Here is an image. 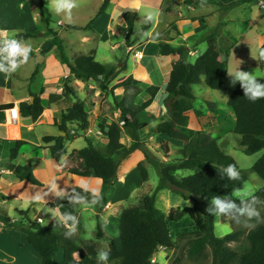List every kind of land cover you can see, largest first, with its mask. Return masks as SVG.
<instances>
[{"label":"trees","instance_id":"obj_1","mask_svg":"<svg viewBox=\"0 0 264 264\" xmlns=\"http://www.w3.org/2000/svg\"><path fill=\"white\" fill-rule=\"evenodd\" d=\"M192 0H188L190 4ZM251 0H239L228 7L236 6L238 3H249ZM109 0H104L94 18L84 28L67 25L69 29L89 30L90 25L101 16ZM176 0H164L163 13H170ZM201 4V0L196 1L195 5ZM125 28L123 32L132 33L134 23L137 19L135 13H126ZM48 22V19H47ZM152 22L145 23L143 31L149 29ZM53 36L50 46L57 45V35L50 32ZM31 35H18L17 38H30ZM160 36L152 39H159ZM207 44L206 51L200 55L193 63L187 61V52L183 47L173 48L169 44H159V54L167 56L177 54L179 60L172 65L169 79L165 87V98L163 106L167 113V120L158 123L154 128L150 127L149 135H164L173 141L182 143V147L177 149V154L181 160L175 163L163 162L152 158L147 150L142 149L139 131L148 128L146 123L137 120L140 112L146 110L153 102L159 92L158 87H148L145 90L147 100L139 107H134L126 103L125 100L115 102L119 112L120 123L125 125L131 135L132 143L125 147L120 142L121 127L120 123L111 122L108 126H99V133L107 140L103 151L93 146L90 140L86 139V146L80 150L73 151L69 159L74 162L73 167L67 168V172L81 177L93 178L101 181L102 200L94 205L97 209L96 219L99 220L102 209L107 205L106 194L117 179L119 164L126 159L132 152L140 151L145 160L154 163L158 167V183L151 195H144L138 205L124 208L120 211L118 218L119 226V245L114 240L105 237L100 223L96 225V238H106L108 250H110L109 261L120 260V264H152L151 260L158 249L178 251L183 249L190 260H200L207 258L210 253L209 264H264V223L258 224L249 230L245 236L247 245L241 251H234L228 246L230 243L239 241L242 232L233 231L223 237L214 235V217L209 216L205 209L204 202L210 201L214 196L230 197L234 192L240 191L247 181V175L241 170L234 159L225 154L219 148L217 140L209 138L203 134H196L194 137L185 135L179 128H186L188 124L187 113L194 111L192 102L195 97L191 92V87L202 82L210 90L222 92L225 90L227 79L228 53L224 55L217 46L216 35L210 34L205 37ZM57 47V46H56ZM62 55V49L57 47ZM49 49L42 52L45 53ZM264 50V46L261 47ZM62 63L69 69V77L63 84V97L76 100L68 107L61 117L60 124L56 125L59 133L65 136L43 137L42 142L46 145L50 159L60 163L65 156L66 150L64 143L66 140L73 139L69 136L68 126L75 125L78 132H85L89 127L88 114L84 109V104L77 100V94L70 87L71 78L82 82L93 81L100 89H106L104 83L114 79L115 69L113 66L103 65L94 60L93 55L81 56L76 58L72 64L62 55ZM264 68V65H261ZM36 75H31V80ZM264 83V79H257ZM128 84H138L132 79L126 81ZM103 85V87H102ZM115 88V87H114ZM113 88V89H114ZM234 117V127L232 134L240 137V147L246 156L261 153V156L252 165L251 170L258 178L264 182V99L256 102L249 101L243 94L240 84L236 86L227 100ZM13 104L0 106V124L4 122V111L13 108ZM21 117H30L36 121L43 108L40 100L33 95L31 103L22 102L19 104ZM148 118H153L147 114ZM9 143L1 141L0 144ZM6 168L12 172L13 180L16 182L26 181L33 186H41V183L33 176L30 164L16 165L12 163L16 160L18 151L25 145L24 141H11ZM118 152H121L117 156ZM118 158H117V157ZM234 164L240 172L239 180H229L227 176L221 177L220 169ZM137 171L143 182L148 181V171L142 163L137 164ZM178 171H189L190 175L175 179ZM74 190V191H73ZM169 190L173 194L181 196L185 201L192 200V207L183 209H172L164 215L155 207L154 196L157 192ZM76 194L88 196L80 188H72L68 194L63 195V199L57 197L54 201L47 204V208L60 212H70L76 216V209L79 205H72L68 198ZM264 200V186L255 194ZM247 201V200H246ZM250 202V201H248ZM239 206L241 201H235ZM264 212V210H262ZM22 217L26 213L19 212ZM184 216H188L195 224V231L180 235L175 241L170 236L169 225L177 222ZM26 225H22L19 232L25 235L26 243L35 250L41 259V264H52L53 256L59 251L62 252V264H97V249L95 245H78L70 238H66L64 233L67 229L54 222L50 225L41 226L37 222L27 220ZM0 225L4 229L16 228L15 222L0 213ZM79 254V260L73 258L74 254Z\"/></svg>","mask_w":264,"mask_h":264},{"label":"rangeland","instance_id":"obj_2","mask_svg":"<svg viewBox=\"0 0 264 264\" xmlns=\"http://www.w3.org/2000/svg\"><path fill=\"white\" fill-rule=\"evenodd\" d=\"M176 1L178 7V8L176 7V9H178L176 15L177 17L179 16L184 17L186 6H184L183 4L185 1L184 0H176ZM102 2L103 0H77L78 6L72 10L71 20L66 19L63 13L57 15L51 9L50 0H30L29 1L30 5L27 3L28 14L26 15V18L24 17L25 19L23 23L24 32H30L31 30L33 31V29H38V31L29 34L31 35V38H33V40L24 39V41L30 43L32 48H34V46L37 43L44 46L46 44L51 43L52 37L48 36L47 30H44V28H48L49 30L53 31L58 37L57 45L50 47V49L52 48L50 51L48 50L46 53H43V57H47L48 62L39 65V69L41 72H44L45 74L58 72V69L62 65L60 64L62 62V55L68 61L69 64H72V61L74 59L81 57L83 54L87 52V48L90 45L89 43H87L88 41H95V42L97 41V36L91 35L90 31L81 33L77 30H68L67 28L61 27L64 24H62L61 26H57L56 23L57 21L60 20L62 22L73 24L79 27L85 26L89 21V19L93 17V14L96 11H98L97 9L100 8ZM159 2L160 0H124L123 3L125 6L139 4L140 7L139 13L142 16H146L148 12H153L156 14L159 12V4H158ZM222 2L224 3V6H222L223 11L212 13V15L207 20V25L206 22H203V25L201 28L198 29V32L205 33L206 31L211 30L212 34L216 35V38H218L217 42L220 47V50L224 52V55L228 53V64H227L228 82L226 84L224 93L210 90L208 87L205 86L203 82L199 85H195L191 87V92L195 97L194 101L192 102V107L195 110L194 115L197 118V120L202 122L204 126V130L202 131L200 130L198 132L192 131V134L186 131L185 132L186 134L185 133L184 134L189 135L190 137H194L196 134H203L209 138L217 139V144L221 149V151L231 156L236 162L237 166L241 170L245 171L247 175V181L244 183L240 191L234 192L229 197L230 199H235V201H241L240 199H237L238 196L241 195L245 200H247V197L254 195L262 186H264V182H262V180L258 178L257 175L251 170L252 165L261 156V153H257L252 156H246L242 152L240 147V142H241L240 137L231 133V129L233 128L234 125V117L230 108L227 106L226 94L231 93L236 88V86L240 84V82L237 81L234 86L231 85L230 81L232 77L228 75V71L234 72L240 68V70L252 73L257 79H264V68H262L261 66L264 65V60H261L259 57V52L261 51L260 49L261 44L259 45V43L262 40H264V7H262L264 5H260L259 3L260 2L264 3V0H251L249 3H238L236 6H232V7H228V6L237 2V0H222ZM209 8L211 9V7L208 6L202 7L200 9L194 10V13L203 15V13L208 11ZM45 18L48 19V22L45 21ZM145 23H146L145 19H142L141 25H145ZM219 24H221L222 26H220L217 30H215ZM161 27H163V20L159 21L158 26L156 27L155 30H159L161 29ZM141 29L142 26L140 28L139 23H136L135 31H133V33L131 34V38L134 39V42H136V40L138 39L136 37H138L139 33L141 32ZM118 32L121 35H123L121 30ZM83 35H84V39L86 38L90 40L88 41L84 40L85 42H83L82 41ZM116 37H120V36H116ZM7 38L18 39L13 34H9ZM108 44L110 45L113 44V38L110 37L109 39L107 38L105 44L100 43L99 48H100L101 56L105 57L107 63H109L110 61L114 62L116 56L117 59L121 60L122 64L119 67L116 64L112 65L115 69V75L113 80L104 83L106 89H100L97 83H95L97 85V88L102 91L101 93H99L100 100H98L96 109L95 108L92 109L93 111L95 110L94 113L90 114L91 120L97 118L95 119V122L92 125V128H94L96 132L92 133L90 132L89 129H87V131L84 132V134H87L89 137H92V140L94 142V147H96L101 151L105 149L107 140L99 133L98 127L108 126V124H111V122L120 123L119 112L115 106V102L125 100L127 104L134 107H139L145 100H147V95L145 94V90L148 87H146L140 81H137V79L133 78L132 76L126 77L127 74L128 75L131 74L130 73L131 66L136 67L134 71H136L138 75L144 76L147 75V72L150 75L152 74V79L154 78V76H156L157 71H159L158 64L155 62V56H152L151 54L152 53L151 47L147 46L143 48V45L135 46L133 52L130 48H128L127 49L128 56H124V58H122L121 54L123 55L124 51L121 49L120 51L112 52L110 49H108ZM56 46L57 47L60 46V48L62 49V55L60 54V51ZM136 49L142 51L144 57L143 60H141L138 64L134 65L135 63L132 61V57ZM32 54L33 53L30 54V57L32 56ZM106 56L108 57V59H106ZM100 60L102 59H99V61ZM193 62H191L190 60V63ZM31 63H33V61H28L13 74L19 76L21 79L28 78L30 76L29 71H30ZM127 64L129 67L127 66ZM152 68L153 70L151 71ZM156 68H158V70ZM4 75H5L4 73L0 72V81L4 78ZM120 75L124 77L120 79L119 78ZM70 78H71V82L69 85L72 88V90H74L72 85L73 78L71 76ZM128 79H132L138 84L135 83L128 84L126 82ZM38 81L39 83H41L42 81L41 78H38ZM18 91H22V90L18 89ZM75 94H77L76 91ZM69 100H72V98H70ZM78 101L80 102V100ZM157 102L158 104H155V106L151 110L153 114H159L161 101L158 100ZM92 104L94 105V103ZM216 107L220 109V114L216 119H214L213 121H207V119H203L201 117V113L204 110L205 112H207V114L208 112L210 113L208 119L213 118L214 116L212 114H215L217 112ZM147 110L148 108L139 113L137 117V120L139 122L147 124V122L151 121V119L147 118L146 116ZM115 113H117L118 116H116ZM97 121L99 122L97 123ZM95 124L96 127H94ZM120 127L122 131L120 142L125 147H129L130 144L132 143L130 132L128 131L126 126L121 123H120ZM68 129H69L68 133L70 134L71 138L80 135L76 131H74V133L72 134L71 130L74 129L72 128H68ZM149 130L150 128H145L138 132L141 140L140 143L142 149L147 150L152 158L158 159L159 161H163L167 163L168 162L175 163L181 160L180 156L177 154L178 148L173 146V144L168 143L169 144L168 146V144L166 143L150 140L151 135H149ZM97 135L101 136L102 139L99 138ZM86 139L87 138L84 137L83 138L84 141L83 140L75 141V143L73 144L74 146L73 148L76 149L84 148V146H86V144L84 143ZM103 139L105 141H103ZM66 146L67 149L70 151L71 149L70 143H66ZM150 146L159 148L161 150L160 156H155V154L148 149V147ZM165 148L168 149V154L165 153L164 151ZM120 153L121 152H118L117 156L120 155ZM124 160L120 162L119 166L123 165ZM130 161L131 164H133L135 162V157L132 158ZM139 163H142L145 168L147 167L146 164H148L149 167L147 170L148 181L144 183L143 186L134 187L130 191L129 196L124 201L113 204V206L110 209L107 207L108 206V200H107V205L102 209L98 221L96 219L97 209L95 207L94 208L95 211L93 210V214H95L94 215L95 220L93 224L97 225L99 222L101 226L100 218L102 216L106 215L109 218L113 219L114 217L119 215L122 209L138 205L141 201V198L144 195H151L154 193V189L157 186L158 178H159L158 167L154 163L147 162L145 158L144 161H141ZM64 164L66 169L75 166L74 162L71 161L69 157L67 158ZM131 164L127 163L126 167H131ZM118 174H119V168H118ZM118 174H117V178H118ZM190 174L191 172L189 171H178L175 173L174 176L176 180H180L181 178L186 177ZM154 202H155V207L158 210H160L164 215H167L169 211L172 209H183L189 205H191L190 207L194 205V201L192 200L185 201L181 196L173 194L169 190L157 192L154 196ZM202 204H204L205 207L207 208L211 205V200L204 202ZM254 206L260 210L261 217L264 218V212H262V210H264V204L257 203ZM77 208L78 209H76V211L79 210L81 213V230L80 232H78L77 235H73L70 239L78 245H95L97 252L99 250H108V248L104 249L105 244L103 243L106 242L107 239L96 238L95 236L97 232L96 225L93 226V228H91V223L87 218L90 217L91 214L87 211L86 212L81 211L83 209H88V210L92 209V206L79 205ZM45 212L46 213L48 212L47 208L41 209L40 212H38L37 208H35L34 205L32 204V207L29 210V215L27 217H22L19 212L11 211L9 213V215L11 216L10 221L11 222L16 221L15 222L16 228L8 229L13 233L17 234L16 243L13 245V243L15 242V238L11 237V240H8L7 243L3 242L5 243L6 246H1L0 251L2 253L4 252V250H8V252L11 251L10 252L11 254L9 255V257L11 258L10 262H12L11 264H25L24 261H27V254L19 248L20 247L19 241L21 237L18 238V236L24 235L23 233L19 232V229L21 228L22 225H26L27 223L26 221L29 220L30 218H33V216L35 215L41 216V214ZM43 218L45 219V216ZM239 218L241 220L245 219L244 217H239ZM45 222L39 224L41 226H46ZM213 222H214V235L218 238L223 237L233 231L240 230L242 232V235L238 242L230 243L228 245L230 249L234 251H241L247 245L245 236L249 230L254 228V227H245L243 226V224H237L234 221L225 217H221V218L214 217ZM250 223L255 224V226L261 224V223L257 224L255 220L251 221ZM101 229L104 232L105 237L112 239L106 236L105 230L102 226ZM169 229L172 240L175 241L182 234L194 232L195 224L188 216H184L179 221L170 223ZM165 250H167V252L169 253V256L167 257V262H165L164 258L162 257L163 253L160 252V254L157 256V264H209L210 263L209 251L206 253L207 258L205 257L196 261V260L188 259L186 255V251L184 249L183 251L181 250L174 251L168 249ZM164 253L167 254L166 252ZM0 264H2L1 260H0ZM108 264H114V260L108 261Z\"/></svg>","mask_w":264,"mask_h":264},{"label":"crops","instance_id":"obj_3","mask_svg":"<svg viewBox=\"0 0 264 264\" xmlns=\"http://www.w3.org/2000/svg\"><path fill=\"white\" fill-rule=\"evenodd\" d=\"M29 1L30 0H0V38H7L9 34H13L15 37H17L18 35H29L32 32L38 31V29H33V31L31 30L30 32H24L23 23L25 21L24 17L26 18V15L28 14V4L30 5ZM184 1L185 2L183 5L186 6L185 16L177 17L176 15V13L178 12V9H176L177 1L170 13H163L164 0H160V2L158 3L159 12L157 13L156 19L152 21V25L149 29H147L146 31H143V29H141V32L139 33L138 37H136L138 38L136 42H134V39L131 38V34L133 33V31H135L136 23H139L140 28L141 26L142 27L144 26L141 25V21L142 19H145L146 16H142L139 13V8H140L139 4L125 6L123 3L124 0H109L105 12L90 25L89 30H77L81 33L90 31L91 35L97 36V41L95 42V41H88L90 39H86V38L84 39V35H83L82 41L85 42L84 40H87L88 41L87 43H89L90 45L87 48V52L82 56H87L92 54L94 60L103 65L112 66L116 64L119 67L122 64L121 60L117 59L116 56L114 62L110 61L109 63L106 62L104 56H101L99 45L100 43L105 44L106 39L107 38L109 39V37L113 38V44L112 45L108 44V49H110L112 52L120 51L122 49L124 51V54L123 55L121 54L122 58H124V56H128L127 55L128 48H130L133 52L135 46L143 45V48L147 46L151 47L152 49L151 54L152 56H155V62L158 64L159 67V71H157L156 76H154V78L152 79V74L150 75L148 72L147 75L144 76L138 75L136 71H134L136 68L135 66L134 67L131 66V71H130L131 74L126 75V77L132 76L133 78L137 79V81L143 83L146 87L152 86V87H158L159 89V92L155 96L152 104L148 107V110L146 111V116L147 114H149L151 115V117H153L151 118V121L147 122L148 128L150 127L154 128L158 123L167 120V113L163 106V100L165 98V87L169 79V74L172 69V65L179 60V56L177 54H170L167 56L160 55L159 44L166 43L173 48L183 47L184 50L187 52L186 55L187 61L189 63L190 60L191 62L195 61L207 49L205 37L212 34L211 30L202 33V32H198V29L202 27L203 22H206L207 25V20L212 15V13L222 12L223 11L222 6H224L222 0H205L204 7L206 6L211 7L212 10L209 8L208 11L204 12L202 15V14L194 13V10L202 8L201 4H199L198 6L195 5L196 1L198 0H192L190 4L187 3L188 0H184ZM259 4L264 5V3L261 2ZM96 12L93 14V17L89 19V21L85 26L79 27L73 24L62 22L60 20L57 21L56 25L61 26L62 24H64L61 26L64 28H67V25L84 28L89 24L90 20L94 18ZM128 12L135 13L137 17L134 23L133 31L130 34L122 31V28L126 27L124 16ZM160 20H163V27H161V29L159 30H155ZM45 21L47 22V18H45ZM220 26L222 25L219 24L215 30H217ZM67 29L73 30L69 28ZM44 30H47L48 36H51L50 32L53 31L49 30L48 28H44ZM120 30L122 31L123 35H121L118 32ZM116 36H120V37H116ZM157 36H160L159 39H152L153 37H157ZM51 37L53 39V36ZM24 39L33 40V38L31 37L22 38V40ZM51 43L46 44L45 46L37 43L34 46V48H32L31 53L33 54L28 61H33V63H31L30 65V71H29L30 76L28 78L21 79L19 76L15 74H11L10 76L7 77L6 75H4V78L0 81V106L5 104H13L14 107H17L19 109L20 103L22 102L31 103L33 100V95H35L39 98L40 105L43 108V112L36 121H33L30 117H21L20 115L17 126L12 127L5 122L0 124V140L9 142L6 144H0V167L8 170L5 166L9 162L8 154H9V150L12 147V144L10 142L18 141V140L24 141L27 143V145L23 146L18 151L16 160L13 161L12 163L22 166L27 165L29 163L32 169L33 176L41 183V186L39 187V186H33L26 181L16 182L13 180L12 172H10L9 170L8 173L0 175V213L7 215L9 218H11V216L9 215L11 211L25 212L27 217L29 215V210L32 207V204L34 205L35 208H37L38 212H40L41 209L47 208V204L54 201L57 198V196L54 193L45 195V193H48L49 186L53 181H55L59 185V189L65 190L63 195L68 194L69 191L75 187L82 189L80 186L81 183L88 185L90 193L92 189H96L99 192L101 190L100 180L93 178H81L72 175L67 172V169L65 168V164H64L67 158L69 157V155L73 151L80 150L73 148L74 147L73 144L75 143V141L83 140V138L85 137L88 140H90L94 146L92 137H89L87 134H84V132H78L75 125H69L68 128L74 129L71 130V133H74V131H76L80 135L74 137V140L69 138L68 140L65 141L64 147L66 150V154L61 159L60 163H56L55 161L50 159L49 153L47 149H45L46 145L43 144L42 142L43 137H57L59 135L62 136L61 133L58 132L56 125L60 124L62 113L76 101L73 98L72 100H69L63 97V84L67 79V77H69V69L64 63L62 62L60 63L62 65L58 69V72L55 73L52 72L51 74H45L44 72H41L39 69L40 64L43 63L45 64L46 62H48V58L43 57L42 52L47 49H49L50 51L52 49V48L50 49V47H52L50 46ZM259 45L260 47L264 46V40H262L259 43ZM217 46L219 47L218 42H217ZM137 52L142 55V58L140 60L135 58L134 54ZM134 54L132 57V61L135 63L134 65H136L141 60H143L144 54L139 49H136L134 51ZM37 56L41 58L43 57L42 63L38 64L36 63V61H34L35 58H37ZM99 59H102L100 60L101 62L99 61ZM106 59H108L107 56ZM74 60L72 61V63L74 62ZM156 69L158 70V68ZM152 70L153 68L151 69V71ZM34 72H36V75L31 80L30 79L31 75ZM123 77L124 76L120 75L119 78L121 79ZM38 78H41L42 80L41 83H39ZM72 85L74 90L77 92L76 95L77 99L84 104V109L86 113L89 115L88 129L92 133L96 132V130L92 128V125L94 124L95 119L97 118L92 119L93 120L92 121L90 114L94 113L95 110L93 111L92 109L93 108L96 109L98 100H100L99 93H101L102 91L97 88V85L93 81L82 82L81 80L73 79ZM18 89H21L22 91H18ZM222 92L224 93L225 90ZM231 93L226 94L227 100ZM158 100L161 101L159 114H153L151 110L155 106V104H158L157 102ZM91 102L94 103V105ZM216 109L217 112L215 114H212L214 116L213 118L208 119L210 113L208 112L207 114V112H205L204 110L201 113V117L203 119H207V121H213L220 114V109L218 107H216ZM194 111L187 113V117H188L187 127L179 128L183 133L188 131L190 134H192V131L198 132L200 130L201 131L204 130V126L202 122L197 120V118L194 115ZM3 115L5 117V111ZM115 115L118 116L117 113H115ZM98 122L99 121H97V123ZM94 127H96V124L94 125ZM232 130L233 128L231 129V133ZM97 136L102 139L101 136L99 135ZM150 140H155L166 144L168 143L173 144V146H175L176 148L182 147L181 142L173 141L164 135H153L150 137ZM103 141L105 140L103 139ZM66 143H70L71 145L70 151L67 149ZM148 149L151 152H153L155 156H160L161 154V150L157 147L150 146L148 147ZM164 151L166 154H168L167 148H165ZM134 157H135V162L131 164L130 160ZM141 161H144V156L140 151L136 150L132 152L126 160H124L122 165L123 169L121 165L119 166V174L117 173L118 178L113 182L112 187L107 192V197H106L108 200L107 207L109 209L113 206V204L124 201L129 196L130 191L134 187H140L143 186L144 183H146L142 181L136 168L137 164ZM127 163H130L131 167H126ZM146 165H147L146 168L148 170L149 168L148 164ZM37 193L43 196V199L41 201L33 200V197ZM94 208L95 206H92V209L81 210L85 212L87 211L91 214L90 217H87L91 223V228H93V226L96 225L93 224L95 220L94 219L95 214H93V210L95 211ZM47 209H48L47 213L45 212L41 214V216L35 215L33 216V218L30 219L28 218V219L34 222H37L39 219L41 220V223L46 221L45 222L46 225H50L56 222V220L52 218L53 210L49 208ZM76 212H77L76 216L79 220V224L75 235H77L78 232H80L81 230V213L79 210H77ZM44 216L46 220L43 218ZM100 222H101V226L105 230L106 236L112 238L116 242L117 247L119 248L120 245L118 239H119L120 222L118 215L113 219L104 215L100 218ZM16 236L17 234L13 233L8 229L2 228L0 225V248L1 246H6L5 243L3 242L7 243L8 240H11V237L15 238V242L13 243L14 245L16 243ZM19 237H21L19 242L22 243L20 244L19 242H17L19 243L20 246L19 248L27 254V261H24L25 264H41V259L39 254L25 242L24 235L22 236L19 235L18 238ZM103 243L105 244L104 249H107L108 248L107 241ZM10 252L11 251L8 252V250H4L3 253L0 251V260L2 261V264L12 263L10 262L11 258L9 257V255L11 254ZM160 252L163 253L162 257L164 258L165 262H167V257L169 256V253L167 252V250L160 248L158 249L157 253L154 256L156 261L155 264H157V256L160 254ZM164 252H166L167 254H165ZM62 257L63 254L61 251L56 253L53 256L52 264H62ZM73 258L76 261H78L79 254L78 255L77 253L74 254ZM114 264H120V260H114Z\"/></svg>","mask_w":264,"mask_h":264},{"label":"clouds","instance_id":"obj_4","mask_svg":"<svg viewBox=\"0 0 264 264\" xmlns=\"http://www.w3.org/2000/svg\"><path fill=\"white\" fill-rule=\"evenodd\" d=\"M50 6L57 15L63 13L66 19L71 20L72 10L78 4L77 0H50ZM204 6L205 0H201V7ZM156 16V13L148 12L145 17V22L154 21ZM31 52V44L22 39L0 38V72L4 73L6 77L15 73L22 65L28 62ZM259 57L261 60H264V50L259 52ZM228 75L232 77L230 81L231 85L234 86L237 81L240 82L243 94L249 101L254 103L258 99H264V83L257 80L252 73L240 70L239 68L234 72L228 71ZM219 173L222 178L226 175L229 180L240 179V172L234 164H229L221 168ZM80 186L85 193L89 192L87 184L81 183ZM64 191L63 189H59V185L53 181L49 186L48 193H45V195L54 193L57 197L63 199ZM90 194L91 199L88 196L76 194L75 196L69 197L68 201L72 205L85 206H94L101 202L102 195L99 191L92 189ZM42 199L43 196L39 193L33 197L35 201H41ZM237 199L241 200L239 206L235 203V199H230L228 196H214L211 198V205L205 211L209 216L216 218L225 217L237 224H243L245 227H255V224L250 223L253 220L257 224L264 223V218L261 217L260 210L254 206L257 203L264 204V200H261L255 195L247 197V201L241 195ZM239 217H244L245 219L241 220ZM52 218L67 229L64 233L66 238H71L76 234L79 224L77 216L70 212L62 213L57 208L52 211ZM109 257L110 250H99L96 257L97 264H108Z\"/></svg>","mask_w":264,"mask_h":264},{"label":"built area","instance_id":"obj_5","mask_svg":"<svg viewBox=\"0 0 264 264\" xmlns=\"http://www.w3.org/2000/svg\"><path fill=\"white\" fill-rule=\"evenodd\" d=\"M134 55H135L136 59L140 60L142 58V55L138 52L135 53ZM19 118H20V112H19V109L17 107H13V108L5 111L4 122L7 123L8 125H10L12 127L17 126ZM5 173H8V170L0 167V175L5 174ZM37 222L41 223V220L38 219ZM151 263L155 264V258L154 257L151 260Z\"/></svg>","mask_w":264,"mask_h":264},{"label":"water","instance_id":"obj_6","mask_svg":"<svg viewBox=\"0 0 264 264\" xmlns=\"http://www.w3.org/2000/svg\"><path fill=\"white\" fill-rule=\"evenodd\" d=\"M42 58L41 57H37L36 59H35V61H36V63H42ZM61 135L63 136V135H65L64 133H61Z\"/></svg>","mask_w":264,"mask_h":264}]
</instances>
